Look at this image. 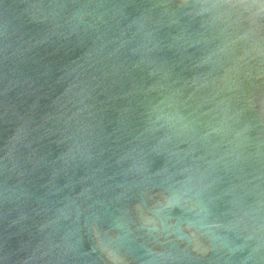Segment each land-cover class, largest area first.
I'll list each match as a JSON object with an SVG mask.
<instances>
[{"label": "water", "instance_id": "95a60500", "mask_svg": "<svg viewBox=\"0 0 264 264\" xmlns=\"http://www.w3.org/2000/svg\"><path fill=\"white\" fill-rule=\"evenodd\" d=\"M0 264H264V0H0Z\"/></svg>", "mask_w": 264, "mask_h": 264}]
</instances>
